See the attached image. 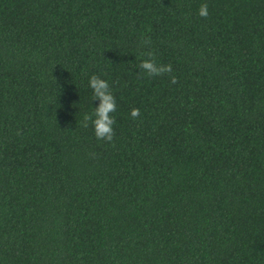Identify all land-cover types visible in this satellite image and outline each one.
<instances>
[{
    "label": "trees",
    "instance_id": "trees-1",
    "mask_svg": "<svg viewBox=\"0 0 264 264\" xmlns=\"http://www.w3.org/2000/svg\"><path fill=\"white\" fill-rule=\"evenodd\" d=\"M0 264H264V0H0Z\"/></svg>",
    "mask_w": 264,
    "mask_h": 264
},
{
    "label": "clouds",
    "instance_id": "clouds-1",
    "mask_svg": "<svg viewBox=\"0 0 264 264\" xmlns=\"http://www.w3.org/2000/svg\"><path fill=\"white\" fill-rule=\"evenodd\" d=\"M207 4H201L199 8V15L202 17H207ZM144 44L150 43V38H145L143 40ZM150 59L142 60L139 68L145 72L148 76H160L165 73L172 72L171 64L162 65L157 64L155 61V55L151 51L147 53ZM170 82L175 84L178 82L175 75L170 76ZM89 86L93 90V97L99 99V105L95 107L92 113H84L81 121L82 127L87 128L89 123L94 127V133L98 140H104L107 142H112L114 139V128L113 125L116 123L115 116L112 115L116 111V100L111 91V86L108 81L102 79L97 75H92L89 78ZM130 115L133 119L140 116L139 108H133L130 111Z\"/></svg>",
    "mask_w": 264,
    "mask_h": 264
}]
</instances>
